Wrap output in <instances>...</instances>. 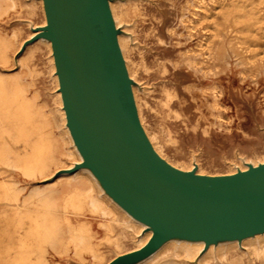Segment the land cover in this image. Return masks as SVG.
Segmentation results:
<instances>
[{"label": "bare ground", "instance_id": "6f19581e", "mask_svg": "<svg viewBox=\"0 0 264 264\" xmlns=\"http://www.w3.org/2000/svg\"><path fill=\"white\" fill-rule=\"evenodd\" d=\"M141 1L143 0H111L109 6L115 26L121 28L117 40L127 73L135 82L132 93L137 116L155 152L176 168H195L198 174L207 175L233 174L237 170H246L248 164L256 166L264 163V154L246 155L234 150L232 159H223L226 167L224 172L210 173L201 167L200 149L191 150L188 159L179 164L172 163L161 153L155 135L148 131L140 112V95L147 94L151 85L136 77L135 65L128 56L131 50L137 48L131 44L130 34H134L133 38H137V35L136 21L131 27L127 26V22L130 18H136L133 14ZM25 2L23 4L21 0H0V22L11 15L25 13L26 17L18 18L17 21L25 24L29 31L21 41L22 30L18 26L8 30L0 28V67L9 66L12 60L15 66L18 64L17 70H0V264H65V256L80 263L89 258L95 264H102L105 260V254L100 248L102 243L113 244L118 250H123L107 260L105 264H108L115 257L143 246L151 232H144L145 225L118 206L103 191L88 169L69 171L74 164L81 162V156L66 126L51 43L44 38L29 41L36 33L35 30L46 23L43 1ZM218 2L220 4L217 5ZM263 2L264 0H229L227 3L224 0H185L179 16L182 30L177 32L174 27L168 28L170 35L176 34L189 40L195 34L196 24L201 20L213 19V13L220 20L215 31L212 29L211 33L212 37H219L217 45L207 44V41L200 39L180 51L187 70L193 71L204 80L212 81L207 85L197 86L190 83L185 87L198 94L200 106L205 107L211 116L210 123L218 130L229 132L232 122L231 114L226 117L223 115L229 106L222 100L223 88L218 83L231 65L226 51L243 46L249 51L250 46L245 44L248 39L255 37L263 41L264 48ZM37 3L43 17L40 23H35L32 19ZM208 5L213 6L214 12H208ZM247 6L249 9H246ZM237 11L246 13L241 22L237 20ZM231 18L233 25L240 23V29L236 27L232 31L241 32L243 36L236 35L229 39L226 47L221 29L225 30V24ZM35 43L44 44L49 50L51 78L55 84V111L59 123L54 111L48 108L34 86L33 77L37 72L35 66L25 55L19 56ZM245 58L264 72V55L256 60L249 56ZM238 73L241 79L246 76L243 71ZM163 93L165 102L175 96L171 88L165 87ZM53 171H60L53 181L42 185L34 184L29 189L20 183L21 180L26 183L46 178ZM116 214L133 229L135 245L130 249L124 248L118 236H112V221ZM95 220L99 225L97 230L94 229ZM98 230L102 231L99 239ZM203 248L202 241L170 239L137 264H148L167 252L169 256L166 260L173 264H242L244 257L249 262L264 260V232L241 241H224Z\"/></svg>", "mask_w": 264, "mask_h": 264}, {"label": "water", "instance_id": "95a60500", "mask_svg": "<svg viewBox=\"0 0 264 264\" xmlns=\"http://www.w3.org/2000/svg\"><path fill=\"white\" fill-rule=\"evenodd\" d=\"M66 126L103 191L150 231L108 264H137L170 239L210 244L264 232V163L233 174H198L161 158L139 122L111 0H42Z\"/></svg>", "mask_w": 264, "mask_h": 264}, {"label": "rangeland", "instance_id": "374dc122", "mask_svg": "<svg viewBox=\"0 0 264 264\" xmlns=\"http://www.w3.org/2000/svg\"><path fill=\"white\" fill-rule=\"evenodd\" d=\"M143 1L138 2L135 14L131 12L136 15V18H130L127 22V26L131 27L136 21L135 33L137 35V38H133L134 34H130V42L137 48L131 50L128 56L135 65L136 77L151 85L147 94L140 95V112L148 131L155 135L161 153L172 163L179 164L188 159L191 150L200 149L201 167L210 173L224 172L226 167L223 159H232L234 150L246 155L264 154V72L255 68L245 58L249 56L256 60L263 56V41L259 37L248 39L245 45L250 46L249 51L245 50L244 46L227 49L231 65L219 78L218 83L223 88L222 100L229 106L223 115L226 117L231 114L232 122L229 132L218 130L210 123L211 116L205 107L200 106L201 100L198 94L195 91L190 92L185 87L190 83L201 86L210 84L212 81L204 80L193 71L187 70L181 59L180 51L194 45L200 39L207 41V44L217 45L219 37H212L211 33L212 29L215 31V26L220 23V20L215 13L212 14L213 19L201 20L196 24L195 34L190 38L191 40H187L176 34L170 35L168 32V28L171 27H174L177 32L182 30L179 26V16L180 8L185 0ZM228 1L224 0L225 3ZM21 2L26 3L25 0ZM261 5L264 10V2ZM246 9H249V6ZM207 10L214 12L212 5H208ZM237 13V20H243L246 13L242 11H237ZM23 17H26L25 13L19 16L11 15L0 22V28L8 30L13 26H18L22 30L20 37L22 41L29 33L25 24L17 21L18 18ZM42 18L40 6L37 3L32 19L35 23H40ZM212 21L215 23L213 24ZM236 27L239 30L240 23L237 26L233 25L231 18L225 24V30L221 29L226 47L229 39L236 35L243 36L241 32L232 31ZM48 54L49 50L44 44L35 43L28 46L19 56L25 55L35 66L37 72L33 77L34 86L41 99L46 101L48 108L54 111L57 123H59L55 111L56 99L53 96L55 84L51 78ZM17 69L18 64L15 66L14 60L7 67H0L1 71L6 72ZM240 71L246 75L242 79L238 73ZM165 87L175 92V96L168 102L164 100L163 89ZM53 172L46 178L26 183L21 180L20 183L24 184L26 189L34 184L42 185L55 180L60 173V171ZM112 226V236H118L125 249H130L135 245L132 238L133 229L120 215L114 216ZM94 229H99L96 220ZM101 235L102 231L98 230L97 239ZM100 248L105 254L102 264H105L115 253L123 251L108 243H102ZM167 256H169L168 252L148 264H173L166 260ZM63 258L65 264H95L89 258L81 263L70 256ZM209 264L216 263L210 262ZM242 264H264V260L249 262L244 257Z\"/></svg>", "mask_w": 264, "mask_h": 264}]
</instances>
